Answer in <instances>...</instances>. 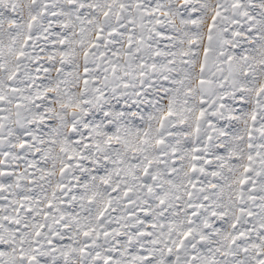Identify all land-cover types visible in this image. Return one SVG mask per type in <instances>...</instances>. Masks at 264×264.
<instances>
[{
  "label": "snow or ice",
  "instance_id": "6c2138e0",
  "mask_svg": "<svg viewBox=\"0 0 264 264\" xmlns=\"http://www.w3.org/2000/svg\"><path fill=\"white\" fill-rule=\"evenodd\" d=\"M0 264H264V0H0Z\"/></svg>",
  "mask_w": 264,
  "mask_h": 264
}]
</instances>
